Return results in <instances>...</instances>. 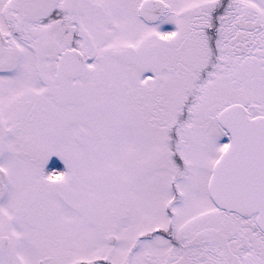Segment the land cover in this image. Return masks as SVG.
Here are the masks:
<instances>
[{
  "label": "snow or ice",
  "instance_id": "6c2138e0",
  "mask_svg": "<svg viewBox=\"0 0 264 264\" xmlns=\"http://www.w3.org/2000/svg\"><path fill=\"white\" fill-rule=\"evenodd\" d=\"M0 264H264V0H0Z\"/></svg>",
  "mask_w": 264,
  "mask_h": 264
},
{
  "label": "flooded vegetation",
  "instance_id": "af4514ba",
  "mask_svg": "<svg viewBox=\"0 0 264 264\" xmlns=\"http://www.w3.org/2000/svg\"><path fill=\"white\" fill-rule=\"evenodd\" d=\"M58 163H59V162H58ZM60 167H61V169H62V167H63V166H62V165H60Z\"/></svg>",
  "mask_w": 264,
  "mask_h": 264
}]
</instances>
